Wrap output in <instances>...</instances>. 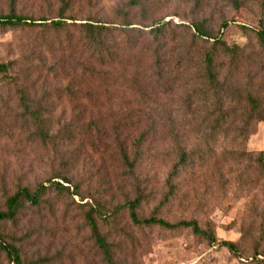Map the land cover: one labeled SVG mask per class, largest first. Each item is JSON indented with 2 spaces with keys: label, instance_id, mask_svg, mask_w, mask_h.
<instances>
[{
  "label": "rangeland",
  "instance_id": "374dc122",
  "mask_svg": "<svg viewBox=\"0 0 264 264\" xmlns=\"http://www.w3.org/2000/svg\"><path fill=\"white\" fill-rule=\"evenodd\" d=\"M128 1L17 0L12 5L8 0H0V15L14 12L33 19L42 16L54 18L65 10L64 16L70 22L94 19L115 24L119 22L116 9L124 7ZM197 1L202 4L198 9ZM148 3L149 13L133 15L134 26L151 24L154 19L174 25H191L193 21L206 20V25L215 33H223L226 42L244 46V61L235 67L237 80L246 92L256 91L264 95V53L259 51L255 36V30L261 27L259 20L264 18V0H249L238 10L227 7L224 0H149ZM225 21L228 26L223 28ZM172 32L190 43L192 29L173 27ZM41 36L39 28H0V62L47 58L40 75L32 74L28 83L23 78L8 86L0 76V208L5 202V190L12 189L20 180L22 184L32 185L60 174L70 179V191L59 193L51 186L46 195L48 202L43 205L40 217L28 215L17 225L0 223V239L22 247L27 252L25 264H102L101 254L84 220V203H107L110 200L114 204H123L124 172L114 150L112 132L103 133L98 139L94 132L90 135L76 133L71 143L57 149L53 145L49 150L40 145H28L30 129L22 118V109L17 106L23 85L35 81L37 90L53 91L51 99L57 110L50 125L52 132L71 121L80 130V125L84 126L90 118L89 110L83 108L82 103L89 97L90 86L86 51L82 53L84 48L81 45L74 49L75 39L71 40L69 47L65 35L57 38L63 43L61 49L58 44H51L50 37ZM43 41L46 42L44 46ZM67 53L75 57L69 60V68L65 65L64 73L59 70L51 74L43 88L41 84L46 70L55 64L54 60ZM141 67L145 70L144 62ZM68 87L72 95L67 92ZM196 87L184 86L172 95L158 92L150 99L145 98L143 102L146 105L141 107V115L152 114L157 123L160 116L166 120L170 114H178L193 130L188 135L193 145L213 148L217 158L218 152L228 147V143L206 140L202 136L207 123L202 125L199 120L211 115L215 106L211 100L195 96ZM104 98L103 94L101 99ZM168 125L167 122L165 126L152 130L143 149L137 174L148 182L145 194L149 197L141 205V215L146 217L153 210H159V217L169 222L211 219L217 239L236 242L238 252L217 243L211 245L190 229L170 231L153 227L141 232L121 217L117 224L119 229L113 230L108 240L117 242L118 249L115 250L122 264H264V180L258 183V174L247 169L245 163L213 166L212 161L193 175L183 174L181 181L190 191L188 201L157 208L165 191L164 181L178 160ZM196 130H199L198 135L194 133ZM247 147L251 151L264 150V121L249 136ZM74 192L86 199L81 201ZM256 252L261 255L257 259L254 257ZM0 264H9L3 252H0Z\"/></svg>",
  "mask_w": 264,
  "mask_h": 264
},
{
  "label": "trees",
  "instance_id": "16d2710c",
  "mask_svg": "<svg viewBox=\"0 0 264 264\" xmlns=\"http://www.w3.org/2000/svg\"><path fill=\"white\" fill-rule=\"evenodd\" d=\"M8 1L12 5L17 2ZM248 1L224 0L226 6L234 10L243 8ZM148 2L149 0H129L124 7L116 9L115 14L118 13L119 22L115 24L94 19L79 23L70 22L64 16L65 10L60 13L61 16L54 18L42 16L33 19L14 12L0 15L2 29L39 28L43 35L41 37H50L51 44H58L60 49L63 43L58 42L57 38L59 35H65L68 46L72 43L71 40L75 39L74 49L81 45L84 48L82 53H87L89 97L82 103L83 108L90 112L89 122L83 124L84 126L80 125L79 130L71 121L52 132L50 125L57 110V105L51 99L53 91L37 90L35 81L27 86L23 85L17 106L22 109V118L30 129L28 145H40L46 150L53 145L57 149L61 145L71 143L76 133L90 135L94 132L97 139L103 136V133H113L114 150L120 158V167L124 172V203L114 204L110 200L107 203H84V220L101 254L102 264H122L115 250L118 249L117 242L108 240L113 230L119 229L117 224L121 217L141 232L153 227L170 231L190 229L193 234L211 245L217 243L237 253L236 242L217 239L211 219L201 222L196 219L169 222L159 217V210H153L146 217L141 215V205L149 197L145 194L148 191V182L141 180L137 171L141 167L143 149L152 130L163 127L168 122L169 137L178 154V160L164 181L165 191L157 208L163 209L171 203L188 201L190 191L182 183L181 176L204 170L212 161L213 166L219 163H245L247 169L258 174L256 181H263L264 150L251 151L247 144L257 125L264 121V95L256 91L246 92L237 80L235 67L244 61V46L226 42L223 33H215L206 25V20L193 21L191 25H174L172 22L154 19L151 24L134 26L133 15L138 12L149 13ZM201 5V2H196L197 9ZM259 24L261 27L255 30V36L259 51L264 53L263 17L260 18ZM227 26L228 22L225 21L222 27ZM173 27L188 31L192 29L190 43L172 32ZM41 43L43 46L46 44L44 41ZM72 55L63 54L61 58L54 60L55 64L46 70L41 84L43 88L51 74H56L59 70L63 73L66 71L65 65L74 57ZM37 59L38 61L28 59L25 62H0V76L8 86L15 85L23 78L25 83H28L32 74L40 75L39 71L47 61L46 57ZM142 62L145 63V70L141 67ZM66 68L68 69L69 65ZM73 72H76V69ZM184 86H197L194 95L211 100L215 106L211 115L199 121L202 125L207 123L202 132L206 140L228 143V147L218 152L219 158H215L216 151L213 148L193 145L191 137L188 136L193 130L188 128L187 123L178 114H170L166 120L160 116V122L157 123L154 115H146L144 112L146 116L141 115V107L146 105V102H143L145 98L150 99L158 92L172 95ZM67 92L72 95L70 87ZM103 94L105 98L101 99ZM136 97H139L140 101ZM194 133L198 135L199 130ZM47 181L30 185L22 184L20 180L15 182L11 190L7 188L3 208H0V223L17 225L28 215L40 217L43 205L48 202L46 195L51 186L59 193L70 191L71 181L66 176L57 174ZM60 181L68 185L65 186ZM74 194L78 195L81 201L86 199L78 192ZM0 252L5 254L9 264H25L27 252L17 244L0 239ZM258 256L261 255L256 252L255 259Z\"/></svg>",
  "mask_w": 264,
  "mask_h": 264
}]
</instances>
